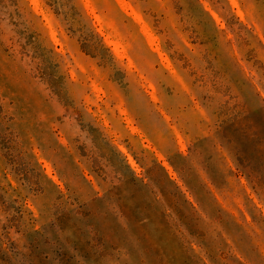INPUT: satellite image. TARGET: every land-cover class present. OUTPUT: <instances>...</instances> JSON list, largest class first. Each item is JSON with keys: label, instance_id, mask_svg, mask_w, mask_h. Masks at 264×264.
Segmentation results:
<instances>
[{"label": "clouds", "instance_id": "obj_1", "mask_svg": "<svg viewBox=\"0 0 264 264\" xmlns=\"http://www.w3.org/2000/svg\"><path fill=\"white\" fill-rule=\"evenodd\" d=\"M3 140L0 264H264V0H0Z\"/></svg>", "mask_w": 264, "mask_h": 264}, {"label": "rangeland", "instance_id": "obj_2", "mask_svg": "<svg viewBox=\"0 0 264 264\" xmlns=\"http://www.w3.org/2000/svg\"><path fill=\"white\" fill-rule=\"evenodd\" d=\"M0 142H3L5 147L8 146L6 140L0 141ZM40 243H41V241L39 239H37V240L34 241V246L38 247ZM43 243L44 244H48L49 241L47 239H45V240H43ZM53 251L56 253L57 256L61 257L62 260H65V264H67V259H70V258L67 256V252L66 251L62 252V251H60V248H58V247L57 248H53Z\"/></svg>", "mask_w": 264, "mask_h": 264}]
</instances>
